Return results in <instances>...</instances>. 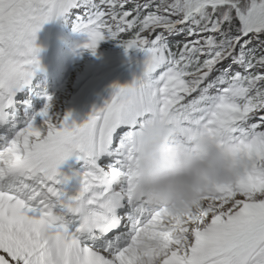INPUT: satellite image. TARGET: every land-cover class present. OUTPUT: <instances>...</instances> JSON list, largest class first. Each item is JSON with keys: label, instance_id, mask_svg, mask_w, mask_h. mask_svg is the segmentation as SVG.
<instances>
[{"label": "snow or ice", "instance_id": "1", "mask_svg": "<svg viewBox=\"0 0 264 264\" xmlns=\"http://www.w3.org/2000/svg\"><path fill=\"white\" fill-rule=\"evenodd\" d=\"M95 55L112 40L143 53L77 124L19 94L40 70L37 34L65 16ZM174 37L183 39L173 40ZM195 94V95H194ZM39 119V123L37 120ZM162 121L206 135L250 165L177 211L153 204L135 173L137 134ZM0 264H264V0H0ZM84 162L69 196L60 166Z\"/></svg>", "mask_w": 264, "mask_h": 264}, {"label": "clouds", "instance_id": "2", "mask_svg": "<svg viewBox=\"0 0 264 264\" xmlns=\"http://www.w3.org/2000/svg\"><path fill=\"white\" fill-rule=\"evenodd\" d=\"M177 129L158 121L147 125L136 137L138 161L135 173L145 197L153 204L185 209L202 193L217 185L234 183L249 167L242 156H233L206 136L190 143L176 139ZM155 242L142 246V264H157Z\"/></svg>", "mask_w": 264, "mask_h": 264}, {"label": "rangeland", "instance_id": "3", "mask_svg": "<svg viewBox=\"0 0 264 264\" xmlns=\"http://www.w3.org/2000/svg\"><path fill=\"white\" fill-rule=\"evenodd\" d=\"M67 18H73L72 16H65V19H66V22L64 23L63 21V25H65L66 27L69 25L68 23V19ZM49 33L47 34V37H48ZM43 33H41V30L38 32L37 34V39H36V44L37 46L39 47V45L43 46V47H46V40L43 38ZM85 38H87L85 36V34H83V36H80V37H66L65 39V43H64V47L65 49L68 48V45L69 46H73V51H76V50H82V45L85 43ZM173 40H176V39H183V37H174L172 38ZM41 53V50L39 52V54ZM122 53H119V54H116V55H111V54H106V55H102L100 53H98L97 51L95 52V55H93L91 52H88V51H83L81 52V55L83 56L82 57V61L81 62H86V61H90V62H96L97 64H102V63H107V64H110V65H114L117 64V62H120L118 61V58H117V55H121ZM140 57H143V53H140V52H136V51H130L124 58V60H126L127 62H131V63H135L137 62L138 58ZM113 66V68H114ZM92 68V67H91ZM114 83V80L111 79V80H108V81H105L104 83H100L98 87H96V85L94 86H91L89 87L88 85H83V86H86V87H89V89L91 90L92 92V95H93V102L97 105V108H102V105L100 103H102V100L104 101L105 103V100H104V96H103V92L109 87L111 86L112 84ZM49 87V84L48 82L44 83L43 84H40L39 85V88H40V91L41 92H47V89ZM195 95V94H194ZM39 97V95H38ZM43 107V102L39 101L37 102V109L35 110V112H38L40 110V108ZM53 112H56L55 109H53ZM1 254V253H0Z\"/></svg>", "mask_w": 264, "mask_h": 264}, {"label": "trees", "instance_id": "4", "mask_svg": "<svg viewBox=\"0 0 264 264\" xmlns=\"http://www.w3.org/2000/svg\"><path fill=\"white\" fill-rule=\"evenodd\" d=\"M102 45V49L105 52H112V51H119L121 49H123L122 47L118 46V44L112 40H106L104 42L101 43ZM124 51V49H123Z\"/></svg>", "mask_w": 264, "mask_h": 264}, {"label": "bare ground", "instance_id": "5", "mask_svg": "<svg viewBox=\"0 0 264 264\" xmlns=\"http://www.w3.org/2000/svg\"><path fill=\"white\" fill-rule=\"evenodd\" d=\"M89 115H90V113H89ZM79 174V173H78ZM78 178V177H77ZM76 177H75V179H77ZM68 184V183H67Z\"/></svg>", "mask_w": 264, "mask_h": 264}]
</instances>
